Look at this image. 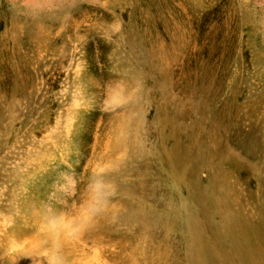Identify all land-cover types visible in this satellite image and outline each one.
I'll return each instance as SVG.
<instances>
[{
	"label": "rangeland",
	"instance_id": "374dc122",
	"mask_svg": "<svg viewBox=\"0 0 264 264\" xmlns=\"http://www.w3.org/2000/svg\"><path fill=\"white\" fill-rule=\"evenodd\" d=\"M73 1L0 0V22L84 8ZM130 1L134 52L54 31L19 35L10 58L0 39V264H264L246 240L264 244V85L234 88L230 66L201 107L167 49L184 14L195 37L194 3L125 0L118 20ZM69 223L76 235L47 237Z\"/></svg>",
	"mask_w": 264,
	"mask_h": 264
},
{
	"label": "bare ground",
	"instance_id": "6f19581e",
	"mask_svg": "<svg viewBox=\"0 0 264 264\" xmlns=\"http://www.w3.org/2000/svg\"><path fill=\"white\" fill-rule=\"evenodd\" d=\"M82 1H84L83 3L85 5L81 10L77 8L78 6L73 7L71 12L62 11V8L49 15L44 13L37 16L34 15L35 17L31 19L20 17V14L13 15L11 13H6L3 22H0V39L2 44H5L6 48L4 49L9 52V57L11 58L12 56L10 48H17L20 45L18 39L19 35H23L27 43L34 41L40 44L54 31L55 33H53V35L55 34L62 43L71 45L82 41L85 42L87 41L86 39L98 41L101 38L106 39L105 37L109 38L110 36L116 35L120 38H125L127 42L130 43V48L133 51L134 24L131 1V6L129 10L127 9L129 11L127 21L118 20L120 18L122 19L121 9L123 5H126L125 0H81V2ZM191 2L194 4L192 5ZM189 3L194 7L193 13L195 16L193 21L196 24L195 37H192L188 32L189 29L186 24L188 15L185 16L184 14L183 21L185 23H182V27L180 26L177 31L174 29L176 32L170 31V33H168L171 47L167 49L172 52L178 50V55L180 52L182 60L181 65L185 67L184 69L188 70V74L184 73V79L188 80L186 84L193 89H199L203 94H200L202 97L197 99L200 106L204 107L205 104L215 101L217 95L215 92L217 90L216 86L221 82L215 83L214 79H216L217 74L225 76L230 66L233 68L230 83L234 88H249L251 86L264 85V0L183 1L184 5ZM69 5L71 7V3ZM67 8L69 9V7ZM191 11L192 10H190V12ZM103 14L113 18L115 24L113 25L112 23V25H110L111 27H108L104 20H100L101 17H98L99 15L105 16ZM121 25L127 26L126 31L121 30ZM116 39L117 38H115V40ZM192 47L194 49L187 50ZM187 51H189V54L194 52L197 60L195 69H190V64L187 66L184 65ZM174 53L177 54L173 52V55ZM235 70L237 76H235ZM165 79L168 82L169 79ZM189 80L192 81L193 84L190 83ZM222 114L223 113L214 115V120L208 128V133L210 135L221 131L220 119ZM84 215L88 216L85 212ZM74 230L72 223H69L63 227L61 234H59V232H50L47 237L53 241L56 240L55 238L58 239L62 235L64 237L63 239H66L76 235ZM246 240L248 244L251 243L252 248L256 249L258 258H261V261L264 260V255L261 254V252H264V244L261 243V240H256L251 237L246 238ZM37 243L38 242L31 243V247H29L30 254L33 255L39 249ZM29 258L32 259L33 257L29 256ZM32 260H34V258ZM32 260H28L27 262Z\"/></svg>",
	"mask_w": 264,
	"mask_h": 264
}]
</instances>
